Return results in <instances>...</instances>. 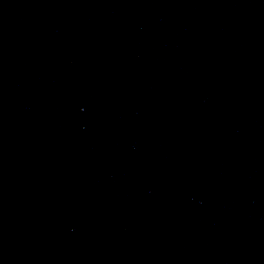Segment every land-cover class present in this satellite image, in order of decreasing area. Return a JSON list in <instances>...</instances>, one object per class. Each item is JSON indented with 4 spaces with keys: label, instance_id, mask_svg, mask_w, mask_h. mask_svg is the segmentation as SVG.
Here are the masks:
<instances>
[{
    "label": "water",
    "instance_id": "1",
    "mask_svg": "<svg viewBox=\"0 0 264 264\" xmlns=\"http://www.w3.org/2000/svg\"><path fill=\"white\" fill-rule=\"evenodd\" d=\"M0 264H264V0H0Z\"/></svg>",
    "mask_w": 264,
    "mask_h": 264
}]
</instances>
